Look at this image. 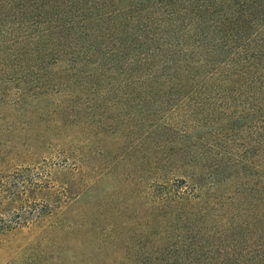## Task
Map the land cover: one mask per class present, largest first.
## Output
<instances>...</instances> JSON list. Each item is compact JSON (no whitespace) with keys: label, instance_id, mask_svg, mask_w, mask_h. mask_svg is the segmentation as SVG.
<instances>
[{"label":"trees","instance_id":"trees-1","mask_svg":"<svg viewBox=\"0 0 264 264\" xmlns=\"http://www.w3.org/2000/svg\"><path fill=\"white\" fill-rule=\"evenodd\" d=\"M0 81H20V114L65 138L51 174L71 202L60 230L82 252L120 235L131 264H264V0H0ZM106 131L154 155L143 239L99 206V180L127 157L93 151ZM21 231L0 223V238Z\"/></svg>","mask_w":264,"mask_h":264},{"label":"rangeland","instance_id":"rangeland-1","mask_svg":"<svg viewBox=\"0 0 264 264\" xmlns=\"http://www.w3.org/2000/svg\"><path fill=\"white\" fill-rule=\"evenodd\" d=\"M19 89L20 81H0V223L22 230L0 238V264H131L127 257L136 253L132 245L134 242L125 248L120 235L117 236L116 247H108L99 256L95 241L83 247L82 252L78 233L73 231L69 234L60 230L64 226L65 207L71 202L63 193L62 176L52 175L51 171L52 167L64 161L60 142L65 138L59 135V140H52L57 132L50 129L51 119L47 115L31 118L27 113L20 114ZM130 136L137 137L125 131L118 135L110 131L93 132L92 136L93 151L97 155L104 150L112 160L122 154L127 155L123 160L116 159L120 163L114 170H108V177L99 180L98 194L99 206L108 221L118 226L126 225L123 233L128 242L133 231L140 233L142 239L145 233V230L141 231L136 226V216L145 210L142 197L146 177L142 180V175L147 168L143 165L154 156L143 145H131ZM50 143H55L56 147H51ZM231 149L239 156V142L235 141ZM54 155L58 158H54ZM96 157L99 169L90 174L91 178L101 175L105 165L101 158ZM111 177L113 180H110ZM127 181L136 184L124 189ZM33 186L41 189L40 192L33 191ZM113 187L118 188L116 193H112ZM20 192L24 202L17 208L12 205V201L20 197ZM50 193L55 194L54 199L49 198ZM122 196L124 199L119 203L118 199ZM72 198L75 199V196ZM77 209L71 204V214ZM120 211H124L123 216L119 214ZM52 212L57 213L56 219L48 218ZM223 245L229 247L230 241L227 240Z\"/></svg>","mask_w":264,"mask_h":264}]
</instances>
